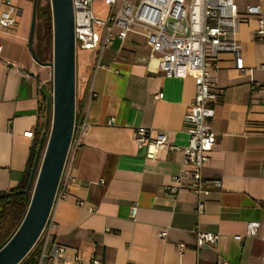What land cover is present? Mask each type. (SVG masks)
<instances>
[{
	"label": "crops",
	"instance_id": "0c3cea01",
	"mask_svg": "<svg viewBox=\"0 0 264 264\" xmlns=\"http://www.w3.org/2000/svg\"><path fill=\"white\" fill-rule=\"evenodd\" d=\"M12 2L20 9L18 22L0 27V192L19 182L36 138L41 93H51L50 65L36 61L28 47L33 0ZM247 2L259 3L264 15V0H238L239 8ZM256 28L248 18L236 33L242 64L251 71L241 73L228 52L210 71L222 95L210 103L216 143L202 174L220 185L211 188L201 213L187 176L175 191L167 189L184 168L183 115L193 78L164 75L137 34L103 49L78 93L86 125L64 163L63 175L72 179L65 196L54 198L48 217L54 227L45 246L38 244L44 255L37 264H264V94L249 86L251 79L264 82V37H256ZM138 126L150 136L164 134L174 148L148 156L152 148L134 139ZM28 129L33 137L23 135ZM248 221L259 222L252 236ZM196 227L217 240L195 248ZM178 243L186 247L178 250ZM53 244L65 251L49 259Z\"/></svg>",
	"mask_w": 264,
	"mask_h": 264
},
{
	"label": "built area",
	"instance_id": "2783aa9c",
	"mask_svg": "<svg viewBox=\"0 0 264 264\" xmlns=\"http://www.w3.org/2000/svg\"><path fill=\"white\" fill-rule=\"evenodd\" d=\"M72 7L75 50L96 49L99 59L103 49L115 39L124 41L128 33H133L144 38L149 56L156 57L158 67L164 75H188L193 78L194 95L183 115L184 127L189 136L188 144L183 148L184 168L167 189L175 191L181 178L187 176L190 180L189 190L196 201V211L201 213L211 188L220 185L219 179L206 180L202 174L216 143L209 125V120L214 115V108L210 103L222 95V89L217 87L210 71L218 67L219 55L224 52L233 55L234 66L241 73L252 70L242 64L241 43L236 38V33L242 21L255 18L256 37H264V15L260 4L247 2L240 9L238 0H72ZM19 15L20 9L12 0H0L1 28H13ZM1 50L0 44V52ZM7 62L12 64L11 61ZM262 68L264 69V64ZM249 86L264 94V82L251 79ZM161 95L158 93L156 96ZM85 125L83 115L79 112L76 120L74 117L65 161L79 146ZM23 135L33 137L34 132L28 129ZM134 139L139 145L152 148L147 153L150 157L161 150L174 148L164 134L150 136L144 126L134 129ZM71 179L72 176L63 175L62 169L55 196H65ZM79 203L82 204L81 201ZM136 209L135 204L131 206V217L135 215ZM258 226V221H248L246 234L254 235ZM53 227L54 223L47 219L36 240L37 245L43 243V247L45 246ZM164 234L162 231L161 236ZM195 234L194 247L197 249L208 247L218 238L216 233L198 227ZM176 247L182 250L186 245L178 243ZM64 251L63 245L53 244L48 258L61 257ZM43 255L42 249L39 257L42 258ZM95 264L98 262L95 261Z\"/></svg>",
	"mask_w": 264,
	"mask_h": 264
},
{
	"label": "water",
	"instance_id": "95a60500",
	"mask_svg": "<svg viewBox=\"0 0 264 264\" xmlns=\"http://www.w3.org/2000/svg\"><path fill=\"white\" fill-rule=\"evenodd\" d=\"M52 19V118L50 130L33 182L26 212L16 230L0 247V264H17L31 249L52 208L64 166L75 117V46L72 0H49ZM35 26L33 9L28 47ZM37 61V60H36Z\"/></svg>",
	"mask_w": 264,
	"mask_h": 264
},
{
	"label": "trees",
	"instance_id": "16d2710c",
	"mask_svg": "<svg viewBox=\"0 0 264 264\" xmlns=\"http://www.w3.org/2000/svg\"><path fill=\"white\" fill-rule=\"evenodd\" d=\"M36 25L35 38L39 50L35 52L36 60L40 63L47 62V54L52 45V19L49 0L40 3V0H33ZM96 13L100 14L96 11ZM98 55L96 49H76L75 59L77 65L75 72L81 78L80 89L84 88L88 82L90 68ZM52 95L45 91L41 93V103L39 109L40 120L36 128V138L28 154L26 168L16 186L7 191L0 192V247L10 238L21 222L31 195L32 183L36 176L39 158L47 139ZM75 120L78 117L75 110ZM39 257V246L36 242L25 256L17 264H37Z\"/></svg>",
	"mask_w": 264,
	"mask_h": 264
},
{
	"label": "rangeland",
	"instance_id": "374dc122",
	"mask_svg": "<svg viewBox=\"0 0 264 264\" xmlns=\"http://www.w3.org/2000/svg\"><path fill=\"white\" fill-rule=\"evenodd\" d=\"M45 0H40V3H44ZM98 8V7H97ZM22 17H25L28 12L25 8L22 9ZM37 20L35 18V26H34V32L36 31V25H37ZM33 37L35 39V43L33 45V50L36 52L37 50H39L38 46L36 45V36H35V33L33 34ZM98 59V55H97V58L96 60ZM52 62V45H51V49L49 51V53L47 54V63H51ZM76 65H77V60L75 59V68H76ZM50 80V81H49ZM48 83H49V87H50V91L52 92V67L50 66V79H49ZM80 81H81V78L77 75V73L75 72V110L77 109V97H78V89L80 88L79 84H80ZM76 112V111H75ZM51 118H52V102H51V110H50V120H49V127H48V131H46V135L48 137V133H49V130H50V124H51ZM47 140V139H46ZM46 144V142H45ZM43 151H44V148L41 152V155H40V158H39V162H38V167H39V164H40V161H41V157H42V154H43ZM38 167H37V170H38ZM37 173V171H36ZM34 180H35V177H34ZM33 180V182H34ZM32 187H33V183H32ZM37 242V241H36ZM37 245V243H36Z\"/></svg>",
	"mask_w": 264,
	"mask_h": 264
}]
</instances>
